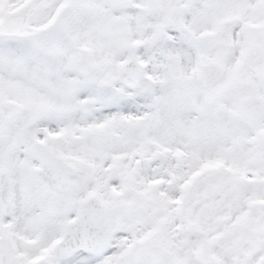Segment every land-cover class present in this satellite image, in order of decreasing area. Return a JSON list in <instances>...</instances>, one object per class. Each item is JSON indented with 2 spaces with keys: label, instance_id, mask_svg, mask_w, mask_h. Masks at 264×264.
Wrapping results in <instances>:
<instances>
[{
  "label": "snow or ice",
  "instance_id": "snow-or-ice-1",
  "mask_svg": "<svg viewBox=\"0 0 264 264\" xmlns=\"http://www.w3.org/2000/svg\"><path fill=\"white\" fill-rule=\"evenodd\" d=\"M0 264H264V0H0Z\"/></svg>",
  "mask_w": 264,
  "mask_h": 264
}]
</instances>
